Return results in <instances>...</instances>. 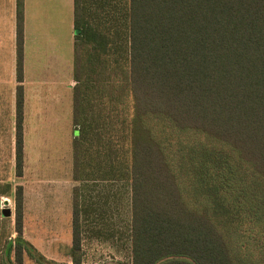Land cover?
<instances>
[{"label": "trees", "instance_id": "trees-1", "mask_svg": "<svg viewBox=\"0 0 264 264\" xmlns=\"http://www.w3.org/2000/svg\"><path fill=\"white\" fill-rule=\"evenodd\" d=\"M72 27L71 264L85 191L117 181L129 264H264L234 246L241 222L264 231V0H72ZM15 79L20 175L22 0ZM158 123L201 139L176 152Z\"/></svg>", "mask_w": 264, "mask_h": 264}, {"label": "rangeland", "instance_id": "rangeland-1", "mask_svg": "<svg viewBox=\"0 0 264 264\" xmlns=\"http://www.w3.org/2000/svg\"><path fill=\"white\" fill-rule=\"evenodd\" d=\"M69 14L67 17L65 12L60 11L56 15L57 28L62 33L54 47L56 59L49 62L47 59L44 61L43 57L36 58V78L39 75L49 77V74L56 77L57 104H54V98L46 101L51 105V111L48 113L51 125L47 127L50 133L46 139L51 151L36 154L34 164V137L32 133L28 134L26 146L30 153L25 165L22 153L20 176L15 174L13 157L9 176L0 180L6 181L0 184L3 187L0 189V199L3 200L1 205L10 209L9 215L0 214V264H71L70 187L78 181L71 178L72 150L71 142L69 146L67 139L70 137V127L73 126L71 120L69 123L70 104H67L66 96L63 95L66 78L71 69V41L64 36L66 28L70 26ZM55 116L56 122L53 120ZM157 125L162 128L161 133L168 138L170 148L176 152L186 148L185 143L198 142L201 139L196 134L175 131L159 123ZM29 130L32 131L31 127ZM75 133V130H72V134ZM59 137L62 143L66 142V147L64 144L58 146L54 154L53 144ZM98 183L84 193L83 205L96 209L89 213L88 218L82 219L79 264H129L126 235L129 213L126 188L119 181L110 185ZM18 185L22 195L21 230L16 233L14 191ZM111 190H116L117 198L112 195ZM88 193L89 195H86ZM248 221H243L238 226L237 234L234 235L237 239L234 246L238 252L243 253V256L261 260L260 257L264 254V231H260L256 225ZM94 231H97L98 235H94ZM16 240L19 241L18 258L15 255Z\"/></svg>", "mask_w": 264, "mask_h": 264}, {"label": "crops", "instance_id": "crops-1", "mask_svg": "<svg viewBox=\"0 0 264 264\" xmlns=\"http://www.w3.org/2000/svg\"><path fill=\"white\" fill-rule=\"evenodd\" d=\"M60 11L65 12L67 17L70 13V26L66 28L64 36L71 41V69L70 74L68 72V77L66 78L63 95L66 96L67 104H70L69 123H71V88L73 84L72 0H22L21 85L22 153L24 165L30 153L26 146L28 134L32 133L34 137L33 160H36V154H46L51 151L46 143L47 135L50 133L47 127H49V124L51 125V118L48 114L51 111V105L46 101L54 98V104H57L56 77L49 74V77L47 75H39L36 78V58L40 59L43 57L44 61L47 59L49 62L56 59L54 52L56 49L54 47L57 45V38L62 35L57 28L56 22V15ZM57 51L60 52L58 49ZM15 84V0H0V180L2 177L6 178L7 175L9 176V168L14 157ZM68 91L69 96L67 97ZM53 120L56 122V116L53 117ZM30 127L32 129L31 132L29 130ZM72 130H74L73 127H70V137L67 139L69 146L71 138L74 136ZM62 144L66 147V142L62 143L59 137L58 141L53 144L52 151H54V154L56 148ZM5 182L0 181V184ZM73 185L71 184L70 187V196ZM0 189H3V187L0 186ZM0 200L2 201V199Z\"/></svg>", "mask_w": 264, "mask_h": 264}, {"label": "water", "instance_id": "water-1", "mask_svg": "<svg viewBox=\"0 0 264 264\" xmlns=\"http://www.w3.org/2000/svg\"><path fill=\"white\" fill-rule=\"evenodd\" d=\"M9 212H10V209H9L8 206H2V205L0 204V213H1L2 215H8Z\"/></svg>", "mask_w": 264, "mask_h": 264}, {"label": "built area", "instance_id": "built-area-1", "mask_svg": "<svg viewBox=\"0 0 264 264\" xmlns=\"http://www.w3.org/2000/svg\"><path fill=\"white\" fill-rule=\"evenodd\" d=\"M3 201V200H2ZM2 201L0 200V204L2 203Z\"/></svg>", "mask_w": 264, "mask_h": 264}]
</instances>
